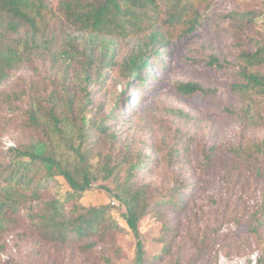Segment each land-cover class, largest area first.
<instances>
[{
	"label": "trees",
	"instance_id": "trees-1",
	"mask_svg": "<svg viewBox=\"0 0 264 264\" xmlns=\"http://www.w3.org/2000/svg\"><path fill=\"white\" fill-rule=\"evenodd\" d=\"M57 1L55 10L47 0H0V82L15 67L28 64L36 49H50L42 37L58 13L78 31L77 36H69L67 48L55 58L62 62L59 85L36 95L25 91L0 95V127L18 123L24 133L16 147L0 150V239L22 233L61 252L74 248L85 254L96 249L105 252L107 248L102 247L109 241L114 257L120 253L117 234L123 231L112 215L114 208L110 204L84 206L80 200L99 181L118 178L125 165L126 177L117 183L114 199L138 239L135 263L146 264L140 221L154 213L164 222L161 241L164 252L170 253L182 224L172 225L169 219L188 213L198 182L176 177L174 186L156 191L146 176L159 167V160L121 138L117 126L137 112L138 98L159 67L153 60L166 54L164 49L172 38L182 39L202 29L214 0ZM261 13L252 10L224 16L233 24L238 47L231 96L241 105L238 117L243 133L235 147H204L199 172L242 193L240 181L251 175L262 181L260 192L240 200L239 211L238 200L228 210L236 197L230 195L222 212V225H232L226 224L229 218L246 221L247 233L257 243L251 252L256 254L255 264H264V140L248 143L246 133L264 125V32L256 26ZM124 40L135 44L118 63L114 46ZM211 61L219 68L228 66ZM113 66L118 70L116 85L124 88L108 97L105 87ZM134 79L141 83L137 98L130 96ZM179 89L184 94L203 91L197 84H182ZM101 94L103 100L96 104ZM4 132L0 130V135ZM182 152L174 149L167 163L173 165ZM60 179L67 185L64 191ZM23 219L25 231L19 232ZM190 238L200 254L208 253L211 246L205 237ZM100 258L104 264H114L106 253Z\"/></svg>",
	"mask_w": 264,
	"mask_h": 264
},
{
	"label": "rangeland",
	"instance_id": "rangeland-1",
	"mask_svg": "<svg viewBox=\"0 0 264 264\" xmlns=\"http://www.w3.org/2000/svg\"><path fill=\"white\" fill-rule=\"evenodd\" d=\"M47 2L55 10L58 8L57 0ZM252 10L262 11L256 26L264 32V0H214L211 15L202 29L182 39H177V36L172 38L171 44L164 49L166 54L157 61L153 60L159 67L155 69V76L149 79L140 96L141 83L133 80L130 96H139V108L132 119L117 127L121 138L128 139L159 160V167L146 176V182L151 183L158 192L174 186L176 177L198 182V190L188 213L180 218L171 216L169 219L172 225L177 222L182 224L170 253L164 252L161 241L164 222L154 213L146 215L140 221V241L146 264H255L256 254L251 252L257 243L255 237L247 233L246 221L229 218L226 224H233L224 226L222 212L230 195L236 197L230 201L228 210L232 211L233 204L238 200L236 211H239L243 202L240 200H245L253 191L260 192L263 188L262 181H256V177L252 175L245 181H240L244 185L242 193L240 189L232 188L222 180L213 181L199 173L204 147H235L241 143L240 135L243 131L238 117L241 105L233 101L231 96V85L234 82L231 73L237 70L238 47L233 24L224 16L231 12ZM59 15L58 13V18L42 37L50 49H36L28 64L12 69L6 79L0 82V95L13 92L36 95L59 85L58 73L62 74V62L55 58L67 48L69 36L78 35L77 29ZM134 44L131 40L117 42L114 46L116 62H121L131 52ZM43 45L44 43H40V46ZM212 59L221 64L226 62L228 66L219 68L213 65ZM117 75V67L113 66L105 87L108 97L124 88L117 87ZM182 84H197L203 91L184 94L179 89ZM101 100L102 94L96 97V104ZM261 104L264 106V99ZM18 125L12 123L0 127V130H5L0 135V150L14 148L24 138ZM246 137L248 143L263 141L264 125L251 129ZM174 149L178 152L183 149L184 152L177 155L173 165H170L167 160ZM126 171L127 167L122 165L118 178L99 181L80 200L84 206L110 204L114 208L112 215L123 228L117 234L119 254L112 256L109 241L102 247L107 248L103 253L96 249L85 254L74 248L61 252L51 244L35 243L30 237L21 235L22 233H14L0 239V264H33L38 260L53 264H104L100 258L104 253L113 258L114 264H136L138 239L127 226L122 216L123 209H120L119 203L114 199L117 183L124 181ZM195 171L200 174L199 178L198 175L195 176ZM60 181L64 191L67 185L61 179ZM21 226L22 230L19 232L25 231V219ZM191 235L206 238L211 246L208 253L200 254L192 246Z\"/></svg>",
	"mask_w": 264,
	"mask_h": 264
}]
</instances>
